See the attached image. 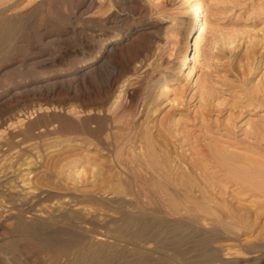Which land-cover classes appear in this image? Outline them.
<instances>
[{"label": "rangeland", "instance_id": "obj_1", "mask_svg": "<svg viewBox=\"0 0 264 264\" xmlns=\"http://www.w3.org/2000/svg\"><path fill=\"white\" fill-rule=\"evenodd\" d=\"M187 1L0 0V264H264L257 199L201 163L264 119V0H197L192 39ZM193 190L242 223L182 214Z\"/></svg>", "mask_w": 264, "mask_h": 264}, {"label": "bare ground", "instance_id": "obj_2", "mask_svg": "<svg viewBox=\"0 0 264 264\" xmlns=\"http://www.w3.org/2000/svg\"><path fill=\"white\" fill-rule=\"evenodd\" d=\"M5 1V0H4ZM187 1V0H186ZM191 4V8H190V14L188 15V18H187V33H188V39H192L195 37L197 31L201 28V25H202V16H203V13H204V10L202 8V6L198 3L197 0H188ZM187 1V2H188ZM19 2V1H18ZM27 2V1H26ZM188 2V3H189ZM3 4L5 2H2ZM1 4V3H0ZM19 4V3H18ZM17 5V4H16ZM88 5V4H87ZM4 7V5L2 6ZM11 7V6H10ZM79 7V6H78ZM92 7V6H91ZM90 7V8H91ZM77 8V7H76ZM6 9H0V17L4 19V16H2L1 14H3L5 12ZM2 22V21H1ZM159 32V31H158ZM197 38V37H196ZM117 41V40H116ZM197 44V43H196ZM110 50H114L113 47H110ZM101 53V52H100ZM109 54V53H108ZM102 58H105V57H102ZM107 58V57H106ZM193 58L191 57L190 53L189 52H186L185 56H184V59H183V66H187L189 65L191 62H192ZM139 73V72H138ZM90 74V71H87L86 73H84V75L82 77L84 78H87L88 75ZM87 76V77H85ZM83 79V78H82ZM81 79V80H82ZM124 84V83H123ZM72 88V87H71ZM123 88V87H122ZM209 92V91H208ZM205 94V93H204ZM207 94V93H206ZM207 96V95H206ZM239 102V101H238ZM248 103V102H247ZM247 106L251 107L250 109L251 110H255L257 107H261L262 104L260 103H250V104H247ZM139 111V110H138ZM206 112V115L208 116L210 111L209 110H205ZM219 111V110H218ZM204 112V111H203ZM244 113V112H243ZM249 113V112H248ZM200 114V113H199ZM220 114V113H219ZM235 115V114H234ZM238 115V114H237ZM201 116V115H200ZM236 116V115H235ZM240 118H241V114H239ZM203 117V115H202ZM201 117V118H202ZM233 115L231 114V116H229L227 118L229 124L225 126V132L230 135H234L235 131L234 130H237L236 133L238 131H240L241 129L238 128V124L240 123H243L241 122V120L237 123H235L234 121H237L239 118L237 117H234V119H232ZM237 119V120H236ZM163 120V119H162ZM234 120V121H233ZM263 121H261L260 124H258L257 122L254 124H249V130H244L243 134L245 136V139L244 141H241L242 143L240 144H236L234 145L236 147V149H240L239 146H242V150L243 151H246L249 153V155H247L245 157V152L243 154L244 157H241V156H238L236 154H232V163L233 162H238V163H243L244 165L247 166V169H243V165H240L242 167L240 168H236L234 165L231 164H228L227 163V159H222L220 158L218 155H216V152L213 151L212 149L208 150V149H204V150H201V156L203 157L206 156V159L204 161H201V160H198V163L199 161H201L202 165L205 164V163H211L214 165V168L217 169V172L221 174V176L224 178V181H229V183H235L236 185H239L240 186V193L241 196H248L249 198H255L257 199V203H252L254 204L252 207L255 208L256 210V213L257 214H262L264 215V119H262ZM234 122V123H233ZM246 122V121H245ZM241 125V124H240ZM239 125V126H240ZM243 131V130H242ZM211 132V131H210ZM180 133V132H179ZM236 135V134H235ZM227 136V135H226ZM236 137V136H235ZM222 138V137H221ZM220 138V139H221ZM231 139V138H230ZM233 139V138H232ZM196 140V139H194ZM225 140V139H223ZM229 140V139H228ZM234 140V139H233ZM232 141V140H231ZM186 142V141H185ZM225 143L227 144L228 141ZM233 143H236V139H235V142L233 141ZM239 143V141H238ZM188 144V142H187ZM196 145V144H195ZM197 146V145H196ZM233 146V145H232ZM230 146V148L232 147ZM191 147V146H190ZM228 147V146H227ZM60 148V147H59ZM66 148V147H65ZM226 149H229V148H226ZM235 149V148H234ZM216 150V149H215ZM218 150V149H217ZM186 152V151H185ZM193 155H197L199 156L200 154H198L195 149L193 150ZM229 153V150L226 151L225 149H220V154L223 155V156H229L228 154L226 153ZM77 153V152H76ZM200 153V152H199ZM203 154V155H202ZM240 154V153H239ZM191 155V154H190ZM230 156V157H231ZM62 157V156H61ZM196 157V156H195ZM195 157H193L195 159ZM257 157L259 160H256ZM95 158V157H94ZM202 158V159H203ZM230 163V162H229ZM200 164V163H199ZM202 167V166H201ZM211 166H209L210 168ZM246 168V167H245ZM205 170V169H203ZM209 170V169H208ZM214 170V169H212ZM30 171V170H29ZM207 171V170H205ZM28 172V171H27ZM80 172V171H79ZM216 173V172H215ZM219 175V174H218ZM217 176V175H216ZM219 177V176H217ZM23 178V177H22ZM2 179V178H1ZM91 181V180H90ZM4 183V182H3ZM21 183V182H20ZM221 183V182H220ZM23 184V183H22ZM27 184V183H26ZM29 184V183H28ZM168 184V183H167ZM227 184V183H226ZM230 185V184H229ZM220 186V184H219ZM222 187L224 186L221 185ZM42 187V186H41ZM221 187V188H222ZM24 188V187H23ZM226 188V187H225ZM17 190H19L17 188ZM21 190V189H20ZM192 191V189H190ZM189 190V191H190ZM28 191V190H27ZM32 191V190H31ZM55 191V190H54ZM53 191V192H54ZM196 192V194L198 193V195H200L201 197V202H198L196 203L197 201L200 200V198H197L199 200H197L195 197L192 198V199H196V202L193 200V201H188V199H186L188 201V203L190 204H184V206L181 208V213L186 215V216H191V217H195L196 215L198 216L199 214L203 215V219L201 222H203L204 224L206 225H209V226H212L213 228H220V229H223V230H226L228 231L229 233H231L230 231L232 230V228L234 226H237L239 223H242L241 220L243 219H240V215L237 213V208L236 210L235 209H231L229 206H226L224 207V205H220V203H214L213 200L207 198L206 199V196H204L202 194V192L198 191V190H193ZM23 192V191H22ZM19 193V192H17ZM191 193V192H190ZM55 194V193H54ZM188 194V193H187ZM186 194V195H187ZM192 194V193H191ZM194 194V192H193ZM193 194H192V197H193ZM195 194V195H196ZM27 196V195H26ZM107 196V195H106ZM188 197V196H187ZM18 198V197H17ZM21 198V197H20ZM101 198H103L101 196ZM108 198V196H107ZM189 198V197H188ZM191 198V197H190ZM191 199V200H192ZM104 200V198H103ZM106 200V199H105ZM25 201V200H24ZM117 201V200H116ZM108 202V201H107ZM192 204V205H191ZM223 204V203H222ZM57 205V204H56ZM3 207V206H2ZM229 207V208H228ZM47 209V208H46ZM253 210V209H252ZM4 212V211H3ZM1 212V213H3ZM20 212V211H19ZM64 212V211H63ZM227 213L228 214V217H226L225 219H220V217L222 216L221 213ZM5 213V212H4ZM3 213V214H4ZM9 213V212H8ZM255 213V214H256ZM41 214V213H40ZM118 214V213H117ZM32 215V214H31ZM90 215V214H89ZM94 215V214H93ZM221 215V216H219ZM253 215V214H252ZM4 216V215H3ZM42 216V215H41ZM61 216V215H60ZM205 216V217H204ZM219 216V217H218ZM210 217V218H209ZM253 217V216H252ZM255 217V216H254ZM19 218V217H18ZM100 218V217H99ZM98 218V219H99ZM219 218V219H217ZM259 218V216H258ZM258 218H257V221H258ZM183 219V218H182ZM27 221V220H26ZM37 221V220H36ZM110 221V220H109ZM241 221V222H240ZM255 221V220H253ZM264 221V220H263ZM34 222V221H33ZM147 222V221H146ZM197 222V221H196ZM105 223V222H104ZM26 224V223H24ZM28 224V223H27ZM26 224V225H27ZM137 224V223H136ZM163 224V223H162ZM188 225V224H187ZM147 226V225H146ZM157 226V225H156ZM191 226V225H190ZM260 226V225H259ZM194 227V226H193ZM57 228V227H56ZM154 228V227H153ZM264 228V227H262ZM99 229V228H98ZM198 229V228H197ZM156 230V229H155ZM202 230V229H201ZM204 231V229H203ZM258 231V230H257ZM207 232V230H206ZM98 233V232H97ZM111 233V232H110ZM210 233V232H209ZM2 234V233H1ZM101 234V233H100ZM147 232L146 233H143L140 235V241L139 243L140 244H143V245H146L148 242H150L152 240V236H147ZM228 234V233H227ZM226 234V235H227ZM239 234V233H238ZM4 236V235H2ZM114 236V235H113ZM259 236V240H261V243L260 245H258V247L262 248L264 245H262L264 242V238H261V235H258ZM104 237V236H103ZM118 237V236H117ZM220 237H222L220 235ZM81 238V237H80ZM89 238V237H88ZM102 238H97V242L98 243V248H97V253H96V256H97V259H100V261H104L105 259H108L107 257H110L111 256V252L109 249H107V245L105 243H102ZM123 239V237H122ZM170 239V238H169ZM224 239V238H223ZM253 239V238H252ZM90 240V238H89ZM226 240V238L224 239ZM231 240V239H230ZM95 241V240H94ZM119 241V239H118ZM178 242V241H177ZM258 242V241H257ZM254 243V242H253ZM258 243V244H259ZM257 245V244H256ZM23 246V245H22ZM144 247V246H143ZM249 247V246H248ZM251 247V246H250ZM111 249V247H109ZM252 248H254L252 246ZM144 250H147L146 248H143ZM204 249V248H203ZM213 249V248H212ZM218 251H223L222 249H219V247L217 248ZM112 251V250H111ZM216 251V250H215ZM94 252V251H93ZM117 252V251H116ZM22 253V252H21ZM259 254V253H258ZM16 256V255H15ZM27 255H25L26 257ZM120 256V255H119ZM118 256V257H119ZM28 257V256H27ZM19 258V257H18ZM21 258V257H20ZM259 258V257H258ZM23 259V258H22ZM34 259V257H33ZM23 260H28L27 258H24ZM22 260V261H23ZM32 260V258L30 259L29 258V261ZM33 261V260H32ZM31 261V262H32ZM149 260H147V258L144 257V255H138L136 254V256L134 257L133 261H132V264H147ZM105 262V261H104ZM130 262V261H129ZM263 262V261H262ZM223 264L221 260L217 259L216 261H214V264ZM23 264H24V261H23ZM26 264V263H25ZM29 264V263H28Z\"/></svg>", "mask_w": 264, "mask_h": 264}]
</instances>
